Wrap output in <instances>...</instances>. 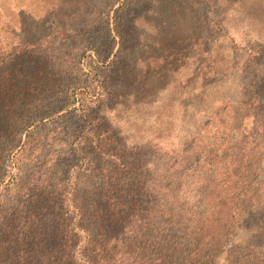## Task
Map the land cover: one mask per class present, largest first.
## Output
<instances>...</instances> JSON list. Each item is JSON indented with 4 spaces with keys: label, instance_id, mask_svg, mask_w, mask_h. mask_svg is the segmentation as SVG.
<instances>
[{
    "label": "rangeland",
    "instance_id": "obj_1",
    "mask_svg": "<svg viewBox=\"0 0 264 264\" xmlns=\"http://www.w3.org/2000/svg\"><path fill=\"white\" fill-rule=\"evenodd\" d=\"M19 50L29 66L58 71L56 84L77 101L45 126L41 161L26 167L20 156L21 180L7 169L2 186L29 187L31 174H48L49 158H62L71 162L60 174L66 199L87 209L104 197L96 188L110 179L105 170H117L142 191L134 228H181L196 248V213L174 201L199 208L198 187L210 180L224 189L217 210L233 202L235 229L207 254L216 264H264V0H0V57ZM173 181L184 184L168 195L175 214L158 226L151 186ZM23 195L0 202V214ZM53 206L33 210L34 228H57Z\"/></svg>",
    "mask_w": 264,
    "mask_h": 264
},
{
    "label": "trees",
    "instance_id": "obj_2",
    "mask_svg": "<svg viewBox=\"0 0 264 264\" xmlns=\"http://www.w3.org/2000/svg\"><path fill=\"white\" fill-rule=\"evenodd\" d=\"M29 58V51L25 50L0 57V202L22 193L26 197L10 216L1 211L0 264H216L215 255H208L207 247L222 245L224 237L235 229L229 219L235 209L230 202L217 210L218 185L210 180L198 187L199 208L189 198L174 201L183 213H196L200 225L196 229L203 236L201 246L196 248L188 246L185 237H181V228H134L142 211L136 194L142 191L117 170H105L110 179L96 188V195L104 197L87 201V209L75 206L74 199H66L70 191L61 182L60 174L71 162L62 158H49L48 174H31L27 179L29 187H20V183L2 186L7 169H17L12 175L21 180L26 168L22 159L19 161L20 156L27 160L26 167L41 161L45 126L77 101L75 90L61 89L56 84L58 71L52 66L37 65L39 61L29 66ZM210 156L207 163L215 168L216 162L212 161L220 157L213 151ZM183 185L173 181L151 186L156 196L151 211L160 218L161 222L155 223L158 226L172 219L175 208L169 206L168 195L181 191ZM218 192L223 193L224 189ZM45 203L59 208L57 228H34L40 212L33 210ZM240 203L244 210L254 206L252 198ZM73 206L78 207L79 213L71 215L69 209ZM248 258L246 262L255 261L252 254Z\"/></svg>",
    "mask_w": 264,
    "mask_h": 264
}]
</instances>
